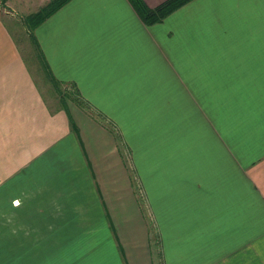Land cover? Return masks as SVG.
I'll use <instances>...</instances> for the list:
<instances>
[{
	"label": "crops",
	"instance_id": "0c3cea01",
	"mask_svg": "<svg viewBox=\"0 0 264 264\" xmlns=\"http://www.w3.org/2000/svg\"><path fill=\"white\" fill-rule=\"evenodd\" d=\"M1 9L0 136L12 172L71 150L112 215L124 264H264V0H193L153 25L128 0H70L31 38L8 1ZM21 49L79 100L63 96L49 115ZM186 97L175 137L167 107Z\"/></svg>",
	"mask_w": 264,
	"mask_h": 264
},
{
	"label": "rangeland",
	"instance_id": "374dc122",
	"mask_svg": "<svg viewBox=\"0 0 264 264\" xmlns=\"http://www.w3.org/2000/svg\"><path fill=\"white\" fill-rule=\"evenodd\" d=\"M6 1L9 9L14 10L13 16L19 26L26 28L30 38L48 19L34 28L25 22L48 1L0 0V12ZM10 30L16 32L12 27ZM21 53L43 93V106L49 115L62 106L60 99L63 96L66 97L63 101L71 105L79 100L72 86L56 83L43 63L41 67L36 59L37 69L24 49ZM51 86L58 90L52 91ZM46 88L55 100L45 96ZM186 89L188 91V85ZM176 90L177 86L170 84L169 91L176 93ZM186 101L187 97L180 102L177 98L169 102L167 110L171 114L167 116V124L171 126L168 125L166 131L171 129L172 136L178 135L180 126L185 130L189 116ZM124 135L118 133L119 141ZM0 137V264H124V257L119 250L115 252L111 240L112 215L104 205L101 212L73 152L69 151L67 159L58 150L50 148L37 162L35 160L21 169L20 164H15L18 170L12 172L14 148L6 143L7 134ZM119 151L122 152L123 169L133 175L129 150L122 146ZM137 192L136 199L141 207L140 189Z\"/></svg>",
	"mask_w": 264,
	"mask_h": 264
},
{
	"label": "trees",
	"instance_id": "16d2710c",
	"mask_svg": "<svg viewBox=\"0 0 264 264\" xmlns=\"http://www.w3.org/2000/svg\"><path fill=\"white\" fill-rule=\"evenodd\" d=\"M70 0H49L36 14L25 20L26 25L34 28L49 18ZM193 0H168L155 10L148 9L141 0H128L140 19L147 25L158 23L168 15Z\"/></svg>",
	"mask_w": 264,
	"mask_h": 264
}]
</instances>
